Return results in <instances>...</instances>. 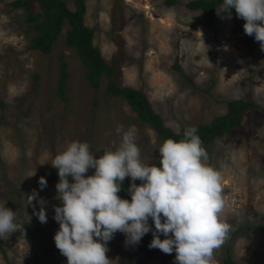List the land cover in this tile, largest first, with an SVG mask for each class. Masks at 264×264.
<instances>
[{"label": "rangeland", "instance_id": "rangeland-1", "mask_svg": "<svg viewBox=\"0 0 264 264\" xmlns=\"http://www.w3.org/2000/svg\"><path fill=\"white\" fill-rule=\"evenodd\" d=\"M9 1L0 0V203L16 212L23 227L0 239V264H67L53 240L59 229L53 206L61 204L56 183L43 189L38 183L57 171L51 157L72 140L89 143L94 153L110 149L118 124L135 126L141 159L155 166L160 142L124 99L105 92L104 76L91 86L79 57L64 42L66 21L50 52L43 53L29 45L33 30L25 11ZM65 1L72 9L73 0ZM184 1L84 0L83 22L92 27V44L111 64L114 81L140 88L173 130L208 122L226 110L230 98H251L259 105L244 109L238 125L203 147L207 165L221 175L220 216L231 225L214 264H226L225 256L239 264H264V60L257 41L244 33V20L217 12L207 18ZM32 9H38L36 0ZM60 56L66 71L62 96ZM33 190L38 196L29 205ZM41 207L46 223L34 214ZM151 239L149 232L127 245L117 232L106 255L112 264H174L175 252L150 249Z\"/></svg>", "mask_w": 264, "mask_h": 264}, {"label": "clouds", "instance_id": "clouds-1", "mask_svg": "<svg viewBox=\"0 0 264 264\" xmlns=\"http://www.w3.org/2000/svg\"><path fill=\"white\" fill-rule=\"evenodd\" d=\"M233 9L244 20V33L264 51V0H223L216 12L231 19ZM115 133L110 149L96 150L99 156L89 143L72 140L51 157L59 177L56 199L61 202L53 206L59 225L53 240L67 264H112L107 243L117 232L125 235L127 245L152 232L148 247L175 252L174 264H214V252L224 244L231 225L221 219V175L207 165L198 129L188 126L183 138L160 143L159 167L141 159L135 126L118 124ZM89 169L92 175H87ZM126 177L130 200L118 196ZM38 183L41 189L47 186L44 177ZM37 196L33 190L28 204ZM34 214L40 223L47 222L43 207ZM22 227L16 212L0 203V239Z\"/></svg>", "mask_w": 264, "mask_h": 264}, {"label": "trees", "instance_id": "trees-1", "mask_svg": "<svg viewBox=\"0 0 264 264\" xmlns=\"http://www.w3.org/2000/svg\"><path fill=\"white\" fill-rule=\"evenodd\" d=\"M33 0H10L12 7H21L26 15L25 20L31 22L33 34L29 37V45L32 49L43 53L50 52L52 42L55 40L61 25L64 21L68 27L64 30V42L71 46L85 68V78L94 88L98 85L100 76L106 78L104 90L109 95L119 96L124 99L129 107L136 113L137 117L147 123L155 130L159 142L171 138L179 140L183 138V131L188 126H195L202 142H207L214 137L223 135L232 127L239 124L242 111L246 108L259 107L251 98H230L225 101L226 110L213 116L208 122H198L190 125H182L177 130L166 126L161 117L153 110L150 101L140 88L130 85H120L112 78V66L105 57L99 52L98 48L92 44V27L83 22L85 11L84 0H73V8L66 5L65 0H36L38 9H32ZM166 4L173 3V0H164ZM223 0H185L184 6L190 10H201L207 18L216 12ZM233 17H237L235 10H232ZM243 20V19H242ZM259 45V42H257ZM260 47V45H259ZM264 60V51L260 49ZM65 63L60 56V78L58 81L57 93L62 96L63 80L66 76L64 70ZM176 66V65H175ZM160 157V154H159ZM158 165L157 167H159ZM47 182L58 183L57 171H51L45 177ZM129 182L124 180L118 196L122 199L130 200L128 194ZM1 246V241H0ZM1 248V247H0ZM223 261L226 264H239L225 256Z\"/></svg>", "mask_w": 264, "mask_h": 264}]
</instances>
